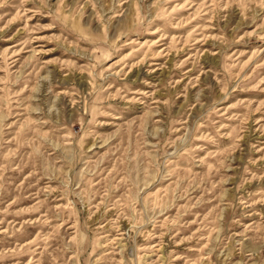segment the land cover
Instances as JSON below:
<instances>
[{
	"label": "rangeland",
	"instance_id": "374dc122",
	"mask_svg": "<svg viewBox=\"0 0 264 264\" xmlns=\"http://www.w3.org/2000/svg\"><path fill=\"white\" fill-rule=\"evenodd\" d=\"M0 264H264V0H0Z\"/></svg>",
	"mask_w": 264,
	"mask_h": 264
}]
</instances>
